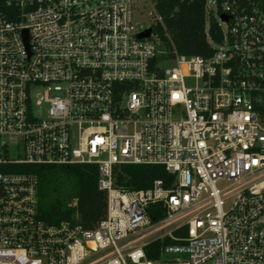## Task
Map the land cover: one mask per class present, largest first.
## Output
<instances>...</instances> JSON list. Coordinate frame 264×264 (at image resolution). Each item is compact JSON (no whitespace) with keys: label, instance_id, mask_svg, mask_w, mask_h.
I'll return each instance as SVG.
<instances>
[{"label":"built area","instance_id":"1","mask_svg":"<svg viewBox=\"0 0 264 264\" xmlns=\"http://www.w3.org/2000/svg\"><path fill=\"white\" fill-rule=\"evenodd\" d=\"M156 1L0 0V264H264V0H205L206 56ZM72 164L106 194L91 229L48 223L26 169ZM129 164L170 179L125 188Z\"/></svg>","mask_w":264,"mask_h":264},{"label":"trees","instance_id":"2","mask_svg":"<svg viewBox=\"0 0 264 264\" xmlns=\"http://www.w3.org/2000/svg\"><path fill=\"white\" fill-rule=\"evenodd\" d=\"M205 0H157L155 8L162 24L160 36L176 51L185 55L210 54L211 47L204 31ZM208 34L215 42L220 28L213 13L208 16ZM36 176L38 208L48 223L69 219L84 229L93 228L106 211V194L97 187V168L93 164L66 166L28 165ZM167 181L170 175L161 165L129 164L117 168L116 182L128 189L148 188L153 180ZM75 200V206L70 202Z\"/></svg>","mask_w":264,"mask_h":264},{"label":"rangeland","instance_id":"3","mask_svg":"<svg viewBox=\"0 0 264 264\" xmlns=\"http://www.w3.org/2000/svg\"><path fill=\"white\" fill-rule=\"evenodd\" d=\"M147 16H148V15H146V14H145V16H143V15H138V16L136 17V21H140V23H141L143 26L146 27V26L149 24V20L147 19ZM205 20H206V23H207V20H208L207 16L205 17ZM172 64H173L172 61H163V62H160L159 65H160L162 68H166V67L171 66Z\"/></svg>","mask_w":264,"mask_h":264},{"label":"water","instance_id":"4","mask_svg":"<svg viewBox=\"0 0 264 264\" xmlns=\"http://www.w3.org/2000/svg\"><path fill=\"white\" fill-rule=\"evenodd\" d=\"M241 1H242L243 3H245V0H241ZM221 17H222V18H225L224 15H221ZM149 32H150V30H149V29H146V30H144L143 32H141V33L138 35V37L148 36Z\"/></svg>","mask_w":264,"mask_h":264}]
</instances>
